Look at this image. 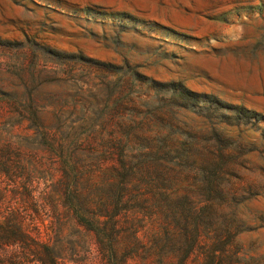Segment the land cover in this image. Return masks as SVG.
Listing matches in <instances>:
<instances>
[{"label":"rangeland","instance_id":"374dc122","mask_svg":"<svg viewBox=\"0 0 264 264\" xmlns=\"http://www.w3.org/2000/svg\"><path fill=\"white\" fill-rule=\"evenodd\" d=\"M155 83H181L254 114L235 125L236 110L216 104L201 114L179 109ZM166 135L179 154L163 156ZM2 147L11 148L14 175L0 176L1 209L20 211L25 232L49 244L59 264H176L188 234L168 213L188 205L163 193L198 195L196 209L210 193H227L212 194L221 210L206 223L233 225L241 262L264 264V0H0ZM62 147L95 171L100 186L83 184V193L113 200L127 181L131 210L120 215L112 255L71 216L52 218L64 212L60 202L42 199L66 193L64 158L51 154ZM192 149L228 155L202 168L181 155ZM124 160L147 164L135 176ZM215 170L226 175L216 180ZM5 250L0 264H38L18 247ZM187 264H206L201 251Z\"/></svg>","mask_w":264,"mask_h":264},{"label":"trees","instance_id":"16d2710c","mask_svg":"<svg viewBox=\"0 0 264 264\" xmlns=\"http://www.w3.org/2000/svg\"><path fill=\"white\" fill-rule=\"evenodd\" d=\"M67 58L71 60L73 57ZM79 60L90 62L82 58ZM91 64L98 65L100 68H107V66H110L97 62H92ZM154 85L166 88L167 92H170L173 97L175 106L179 109L201 114L205 108L202 105L210 104L213 106L212 104H216L217 108L236 110L234 119L235 125H239L241 120L250 118L246 117L248 114L249 116L250 114H254V112L249 111L244 107H234L226 103L224 104L221 101H212L211 97L195 93L187 89L181 83L162 85L155 83ZM112 101L114 105L117 106H120L123 103L121 97H114ZM209 108L210 107H207L206 110H209ZM45 135L48 140H51L48 133H45ZM164 140L166 144L164 143L165 146L161 149L164 157L167 155L169 156L173 152L178 153L176 147L172 144L171 137L166 135ZM53 141L55 140H51V142ZM10 150L11 148H0V176L7 175L9 177H13L14 175L11 171H9V164L7 163V152ZM16 151L18 153L17 157H20L21 149H17ZM205 151L207 150L205 149ZM51 152V154L54 155V158H64V161L62 162L59 187L66 189H64L66 193H52L48 196H42V199L49 202L51 206L56 207L58 202H60L65 209L63 213H58L57 208H55L52 218L55 217L56 221L60 222L61 218L59 217L61 215L64 214L63 216H71L78 225L96 232L100 252L103 255L106 254V252H109L112 255L114 253L112 243L116 239L117 227L121 222L120 215L123 212L128 213V211L131 210V208L126 205L128 201V193H125L127 181H125L123 187H121V192L114 195L113 200H109L105 196L98 197V194L92 195L91 193H83L80 191V186L83 184H86L87 187L94 184L98 187L100 186V182H93L95 178V171H90L89 168L75 160L74 156L69 155L70 157H68V159L64 157L65 150L63 147L60 149L52 148ZM202 154L203 153H198L192 149L191 151H185L184 154L181 155L184 156V160H186V162H195L202 168H212V166L216 168L217 159L228 155L226 151L223 150L219 151V157L208 151L206 157L202 156ZM121 156L122 159L126 157V149H121ZM162 162H165V159H162ZM122 163V167L124 169H129L127 174L135 176L143 173V169L147 164L143 163L139 166L132 167L129 165L127 160L122 161ZM224 175H226V173L222 170H215L211 172V176L216 180L220 179V177H223ZM70 186L73 187L70 189ZM210 194L211 195L208 199L201 201L204 204L197 209L194 206V201L198 199V195L195 196L193 193L161 194L168 202L184 199L188 205L186 209H183L180 212L172 210L168 213L171 218L175 220V222L178 220H184V227L188 234L187 242L184 244L182 249L183 253H181L176 264H187L189 255L193 254L196 250L201 251L206 264H243L237 253L233 251L235 237L237 236V232L234 231L232 227L233 225L229 227L228 224L220 225L216 222H212L211 224L206 223L209 218L215 216L217 212L221 210V205H216L214 203L215 199L212 194H216L221 198L227 197V193ZM153 195L156 194L154 193ZM25 196L32 198L31 193H25ZM92 196H95L96 199H92ZM149 201L150 199H145V202ZM92 204L95 205V208H92ZM34 214L37 218H40L37 210L34 211ZM192 215H194L195 220L193 223H190L188 221V217ZM24 220L25 218L20 211L8 210L7 213H4L0 206V253L5 252L7 247H18L21 249L20 252L25 259L31 256L38 264H59V257L49 244L36 241L29 233L25 232ZM34 220L35 218L33 217L31 221L34 222ZM46 228L47 226H45V231ZM33 230L37 235L41 234L39 226L35 225Z\"/></svg>","mask_w":264,"mask_h":264}]
</instances>
